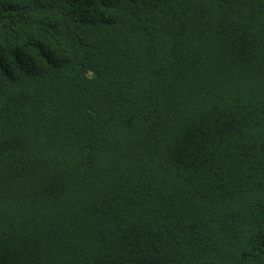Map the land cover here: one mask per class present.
<instances>
[{
    "label": "trees",
    "instance_id": "1",
    "mask_svg": "<svg viewBox=\"0 0 264 264\" xmlns=\"http://www.w3.org/2000/svg\"><path fill=\"white\" fill-rule=\"evenodd\" d=\"M0 264H264V0H0Z\"/></svg>",
    "mask_w": 264,
    "mask_h": 264
}]
</instances>
